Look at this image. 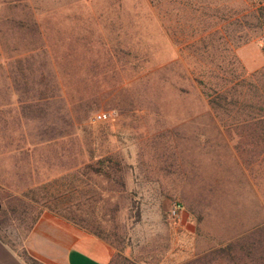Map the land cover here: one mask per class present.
I'll use <instances>...</instances> for the list:
<instances>
[{
    "label": "rangeland",
    "instance_id": "rangeland-1",
    "mask_svg": "<svg viewBox=\"0 0 264 264\" xmlns=\"http://www.w3.org/2000/svg\"><path fill=\"white\" fill-rule=\"evenodd\" d=\"M244 46L264 60V0H0L3 242L46 215L111 264H264V65Z\"/></svg>",
    "mask_w": 264,
    "mask_h": 264
},
{
    "label": "crops",
    "instance_id": "crops-1",
    "mask_svg": "<svg viewBox=\"0 0 264 264\" xmlns=\"http://www.w3.org/2000/svg\"><path fill=\"white\" fill-rule=\"evenodd\" d=\"M247 47L238 50L245 68L254 71L263 67L264 60L251 55ZM19 241L14 249L0 237V264H28L24 254L39 264H111L117 252L103 239L46 215L38 218ZM182 254L184 263L188 253L185 250Z\"/></svg>",
    "mask_w": 264,
    "mask_h": 264
},
{
    "label": "trees",
    "instance_id": "trees-1",
    "mask_svg": "<svg viewBox=\"0 0 264 264\" xmlns=\"http://www.w3.org/2000/svg\"><path fill=\"white\" fill-rule=\"evenodd\" d=\"M227 100V97L223 94V92L219 93V94H216L215 96H209V105L212 107V108H219L221 107L222 105H225L226 104V101ZM259 111H263V107H260L259 108ZM264 119V118H263ZM96 172L98 173H101L103 170L101 168H96L95 169ZM38 219H36L35 221H33V224L37 221ZM32 224V225H33ZM31 225V227H32ZM30 227V228H31ZM29 228V229H30ZM96 236V235H94ZM98 237V236H96ZM100 238V237H99ZM118 255V252H115V255ZM24 259L27 261L28 264H39L37 261H34L33 259L29 258L28 256H26L25 254L23 255ZM113 261V260H112ZM111 261V263H112ZM126 261V260H124Z\"/></svg>",
    "mask_w": 264,
    "mask_h": 264
},
{
    "label": "built area",
    "instance_id": "built-area-1",
    "mask_svg": "<svg viewBox=\"0 0 264 264\" xmlns=\"http://www.w3.org/2000/svg\"><path fill=\"white\" fill-rule=\"evenodd\" d=\"M104 118H105L104 114H98L96 116V119L99 121L103 120ZM181 211H182L181 205L175 202L171 205L168 216L174 222L179 218Z\"/></svg>",
    "mask_w": 264,
    "mask_h": 264
}]
</instances>
